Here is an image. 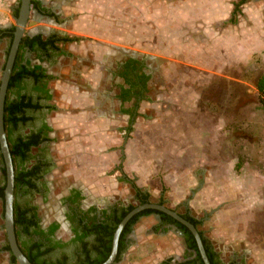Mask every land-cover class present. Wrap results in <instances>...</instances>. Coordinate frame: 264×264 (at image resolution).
I'll use <instances>...</instances> for the list:
<instances>
[{"label": "rangeland", "instance_id": "1", "mask_svg": "<svg viewBox=\"0 0 264 264\" xmlns=\"http://www.w3.org/2000/svg\"><path fill=\"white\" fill-rule=\"evenodd\" d=\"M232 1L56 0L60 22L31 21L25 32L43 25L77 38L57 60L63 71L55 76L66 78L49 84L57 168L43 213L55 215L56 199L69 185L99 204H136L139 189L180 212L186 206L224 261L264 264V102L250 82L264 71V0H246L238 22L210 20L229 13ZM5 46L0 41V78ZM119 52L150 68L137 102L114 99L119 91L105 82L106 66ZM122 107L133 114L119 112ZM154 221L137 222L125 264L182 254L174 234L151 235ZM6 241L0 198V264H12L1 250Z\"/></svg>", "mask_w": 264, "mask_h": 264}, {"label": "flooded vegetation", "instance_id": "2", "mask_svg": "<svg viewBox=\"0 0 264 264\" xmlns=\"http://www.w3.org/2000/svg\"><path fill=\"white\" fill-rule=\"evenodd\" d=\"M39 1L41 3V7L40 6L39 8L30 7L31 10L32 11L36 10L41 15H43L42 19L45 21L48 18L50 20L55 21L56 23L60 22L61 9L59 5L56 3V0H49L48 2H43V0H39ZM61 1L69 2L70 0H61ZM32 11L29 20L33 16ZM37 34H41L43 38H47L52 34H55L58 38H60V36L66 35L65 33H61L59 31H51V30L47 34H43V33H37ZM67 45L68 43L63 44L62 42H60L59 43V46L61 47L60 50H54V49L52 50L51 48H49L47 51H44L42 48H35L34 51L32 52L26 51L24 54L25 56L24 59L25 60L29 59L31 65H35V66L38 65L43 69L44 76L41 77V81L43 83H46V88L49 90L51 97L48 98L47 97L48 93L41 91L39 88H36L35 87L36 85L33 84L34 80L31 77H25L23 79V83H22L23 87L21 89L22 93L25 94L26 97L30 99L33 104L39 103L40 107L25 108L26 111L25 115L31 116V118L26 123L19 124L17 129L15 130V134L21 137L31 135V133H35L37 135L38 142L36 143V145L30 148L28 155L26 156L27 158H25L22 162V166H25L27 170L32 169L34 167H36L37 169L34 173L30 175V179L34 183L33 188H28L24 186V189L17 193V201L24 208L26 207L34 208V211L36 213L35 216L37 218V224L42 229H44V231L47 234L46 236L51 237L52 243H55V241L57 242L61 241L66 243L65 246H58L53 250H51L50 252L46 254H42L40 258L52 262L63 260L64 264H79V259H83L85 257L87 258L89 257V259L92 261L97 259L99 251L95 248V244L98 243L97 242L98 229H96V226L99 223L105 224L107 222L105 221L107 216L104 215L103 211H106L107 215H110V213L115 209H119L121 207H127L130 204L129 203L123 204L120 201H111L109 203L107 202L105 204L103 203L99 204L98 202H96V200L89 199V197L86 195L82 187L77 185H69L66 186V188L61 192V194L56 199V204L58 209L54 211L55 215L53 214L51 216H48L42 212L41 205L47 204L51 200H53V193H54L53 185L49 176L57 168L51 149V143L53 140V136H52L53 129L47 118L48 114L52 110L56 109L55 104H53L52 102L54 97V92L53 89L50 88L49 84L55 78L56 79L66 78V76L65 77L64 75L62 76L61 73L60 76L56 77L55 71L57 72L63 71V67L57 66L56 64L58 59L65 58L66 56H68L69 52L67 50ZM122 54L123 53L119 52V55L111 59L108 65L106 66L107 79L105 82L107 84L109 83L110 87L116 88L119 91L115 83H123L124 80L122 77L118 76V71L121 65H123L129 58H132L138 62V66L133 70V72H136L137 69L138 70L141 69L146 73V75H150L149 80L151 79L152 74L150 68L143 60L135 58L134 56L124 57ZM149 80L147 81V83L149 82ZM118 93L113 94L111 97L120 101L118 98ZM130 95L132 96L133 94L131 93ZM141 95H139V97L137 96L138 100H136V102L143 99V95L142 96ZM131 100H134L133 96ZM121 110H119V112H121ZM25 190L26 192H24ZM140 191L142 193H145V191L143 190ZM136 193L137 190H135V195H134V198L137 201V203L133 205L137 206L140 205L139 203L140 201L137 200ZM148 203L164 205L162 201L159 200L154 202L150 200V198ZM164 206L168 207L166 205ZM147 209H151V208H147ZM170 209L177 212L181 217L191 216L200 223V221L197 218H195L190 214L186 206L184 207L183 212L182 211L180 212L179 210L173 208ZM30 213H32V211ZM156 215H158V218L156 217ZM146 216H152L155 218L154 224H152L150 227L151 235L153 236L158 235L156 239L160 240L166 238L170 233L174 234L175 237L181 240L178 242L183 250L182 254L179 256L171 255V256L163 257L158 261H156L154 264H201L200 260H202L204 264V261L201 257V254L199 253V250L197 252L194 248L190 246L191 243L189 241V236L178 225V223L180 222H178L174 218L173 219L176 222H169L165 219H161L160 215L154 212L148 215L139 216L136 222L130 226L131 230L124 239V248L120 253L119 259L115 261V258L117 256L116 253V256L111 264L126 263L125 260L126 258H128L129 250L134 245L133 238L135 233L134 232L135 226L137 225V222L140 219ZM55 223L58 224V228L53 233H50L48 229ZM196 228L197 230H200L198 228V225ZM61 229H66L67 234L65 236L59 234ZM77 234L80 235L82 243L73 240L77 236ZM202 236L204 243L214 252L212 257L217 264H235V261H237V259H235L234 256L229 258L228 261H224L221 257V254L214 249L211 243L204 237L203 233ZM38 239H39L38 237H34V241H37ZM45 241L48 242L47 240ZM83 244H85V248L87 250L85 256L83 254L82 246H81ZM198 255L200 256V258L198 257Z\"/></svg>", "mask_w": 264, "mask_h": 264}, {"label": "trees", "instance_id": "3", "mask_svg": "<svg viewBox=\"0 0 264 264\" xmlns=\"http://www.w3.org/2000/svg\"><path fill=\"white\" fill-rule=\"evenodd\" d=\"M245 2V0H239L234 5L233 15L239 10V5ZM41 7V3L39 0H31V8H39ZM19 7L15 9L13 16H18ZM14 24L8 28L0 30V41H5V57L4 64L2 66V70L5 65V61L7 59V55L11 46V42L13 39L14 32ZM77 38L71 37L69 35L60 36L58 38L55 34L48 36L47 38H43L41 34H37L34 36H29L24 33L22 36L16 55L14 59V63L12 66L11 74L9 77L4 107H3V126L6 135V141L8 145V149L11 156V161L13 165L14 171V201H13V223H14V233L16 237L17 244L25 255V257L29 260L31 264H64V261L52 262L48 260H44L40 258L42 254H46L53 250L58 246H65L64 242L52 243L51 237L46 236V232L37 224L36 213L34 208L32 207H22V205L17 201V193L24 189V186L28 188H33L34 183L30 179V175L36 171V167L32 169H26L25 166H22V162L26 156L30 148L38 142V137L35 133H31V135H27L25 137L17 136L15 134V130L17 129L19 124L26 123L31 116L25 115V108H38L40 107L39 103L33 104L30 99L26 97L25 94L22 93L21 89L23 87V79L25 77H31L34 80L36 88H39L41 91L48 93L47 97L50 98L51 95L49 90L46 88V83L41 81V77L44 76L43 69L38 65H31L30 60H25V52L26 51H34L35 48H42L44 51H47L49 48L52 50H60L61 47L59 43L62 42L70 43ZM61 53V51H60ZM138 66V62L132 58L127 59V61L121 65L118 71V76L122 77L123 83H115V85L119 89L118 98L124 103L132 99L138 100L139 95L144 94L146 90L147 81L150 78V75H146L144 71L141 69H137L136 72L133 70ZM257 72V71H256ZM254 74L253 78H251V85L254 87L258 101L264 102V71H260L259 73ZM133 94L132 96L130 94ZM142 94V95H143ZM141 95V96H142ZM138 96V97H137ZM28 99V100H27ZM121 112L127 114H133V110L131 108H123ZM46 127V126H44ZM49 128V127H48ZM50 129V128H49ZM1 156V162L3 164V158ZM2 175L4 176V182L0 185V198L3 200L4 198V188H5V167L2 166L0 168ZM136 198L139 200L140 204L149 202V195L147 193H142L139 189H136ZM26 192V190L24 191ZM136 205L130 204L127 207H121L119 209H115L107 215L106 211H103L104 215L107 216L105 224L99 223L96 226L97 230V244H95V248L99 251L97 259L90 260L89 257H85L83 259H79V264H101L103 263L110 254L112 238L114 231L118 225V223L122 220V218L132 210ZM32 211V213H30ZM158 213L161 219H165L169 222H176L169 215L157 211L154 209H144L137 214L133 215L128 222L123 227L119 239H118V247H117V256L115 261L119 259L120 253L124 248V239L126 235L130 232V226L136 222L139 216L148 215L151 213ZM190 223H192L195 227L199 224V222L191 216H182ZM102 222V221H101ZM178 225L186 232L189 236V241L191 243V247L194 248L198 252V248L195 242V239L191 232L182 224L178 223ZM99 227V228H97ZM58 228V224H53L48 231L53 233ZM203 246L206 252V255L209 259L210 264H217L213 259L214 252L204 243L203 236L200 230H198ZM30 237V238H28ZM34 237H38L37 241H34ZM43 238V241H42ZM47 240L48 242H46ZM74 241H78L82 243L80 235L73 239ZM51 243V244H50ZM84 256L87 253L85 248V244L81 245ZM2 251H8L10 253V248L8 242L6 241L5 245L1 249ZM200 258V256L198 255ZM201 264H203L202 260H200ZM11 263L18 264L15 257L11 255Z\"/></svg>", "mask_w": 264, "mask_h": 264}, {"label": "water", "instance_id": "4", "mask_svg": "<svg viewBox=\"0 0 264 264\" xmlns=\"http://www.w3.org/2000/svg\"><path fill=\"white\" fill-rule=\"evenodd\" d=\"M30 7H31V0H20L18 16L14 17L15 29L13 32V39H12L11 46H10V49L7 55V59L5 61L4 68L2 70V75L0 78V153L3 158V166L5 167V172H6L5 173L6 175H5L4 198H3V221H4L6 239H7L9 248H10V254L15 257L18 264H31V263L20 250L17 244V241H16L15 233H14V223H13L14 171H13L11 156H10V152L8 149L6 135H5L4 126H3V107H4V100H5L9 77L11 74L15 55H16V52H17L22 36L26 32H27L26 34H28L29 36H32L37 33L47 34L50 31V29L46 26L35 25L31 29L25 32L27 26L32 23L29 20L30 14L32 11ZM32 12L35 15L34 21L35 19L37 21L43 18V15H41L36 10ZM46 21L48 23L56 24L55 21L50 20L48 18ZM147 208L156 209L163 213H166L167 215L171 216L172 218H174L175 220H177L178 222L186 226L190 230V232L192 233L196 241L199 253L201 254L204 264H210L206 256V252L203 247L201 236L197 228L192 223H190L189 221L181 217L174 210L168 207H165L164 205H159L155 203H145V204L137 205L122 218V220L118 223L114 231L110 254L108 258L102 264H111L113 262L116 256V253H117L119 235L123 227L133 215ZM156 217L158 218V215H156Z\"/></svg>", "mask_w": 264, "mask_h": 264}, {"label": "crops", "instance_id": "5", "mask_svg": "<svg viewBox=\"0 0 264 264\" xmlns=\"http://www.w3.org/2000/svg\"><path fill=\"white\" fill-rule=\"evenodd\" d=\"M49 0H43V2H48ZM239 0H234L231 3V7L228 9V11H230L229 13L227 12H223L221 14H214L216 15L213 19L211 18V21H215L216 24H220L222 22H228L231 24V20L230 18H232L234 16L233 21L234 22H238V18L237 15H233V9H234V5L235 3H237ZM19 0H0V30L1 29H5L8 28L10 26L13 25L12 20L14 19L13 13L15 11L16 8L19 7ZM160 2L166 3L167 0H160ZM247 3V1L245 0V2H243L242 4L239 5V8H241L242 6H246L245 4ZM145 4H152V0H146ZM247 7V6H246ZM63 9L60 10V12H62ZM65 12V10H64ZM239 13V12H238ZM241 15V14H239ZM226 16H230L229 21L226 18ZM35 15L33 14L32 19H30V21L34 20ZM237 17V19H236ZM36 20V19H35ZM145 20V19H144ZM236 20V21H235ZM241 20V19H240ZM215 25V24H214ZM149 28H151V25H147ZM134 25L129 24L128 28L130 30H134ZM133 33V34H132ZM132 33H129L130 35L134 36L135 33L134 31ZM6 43V42H5ZM116 45L118 46H124L123 44H121L120 42L116 43ZM264 49H260V51H262Z\"/></svg>", "mask_w": 264, "mask_h": 264}]
</instances>
